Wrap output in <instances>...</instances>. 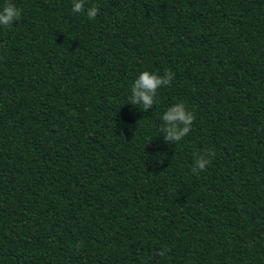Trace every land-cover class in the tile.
Here are the masks:
<instances>
[{
  "label": "trees",
  "instance_id": "1",
  "mask_svg": "<svg viewBox=\"0 0 264 264\" xmlns=\"http://www.w3.org/2000/svg\"><path fill=\"white\" fill-rule=\"evenodd\" d=\"M12 2L0 264H264V0ZM145 70L174 74L148 110L130 102ZM180 102L195 119L169 144Z\"/></svg>",
  "mask_w": 264,
  "mask_h": 264
},
{
  "label": "clouds",
  "instance_id": "2",
  "mask_svg": "<svg viewBox=\"0 0 264 264\" xmlns=\"http://www.w3.org/2000/svg\"><path fill=\"white\" fill-rule=\"evenodd\" d=\"M85 3L86 0H73L72 11L74 13L84 12ZM86 11L89 19H94L99 12V8L96 5H92ZM21 14L22 10L12 0H8L3 8L0 9V25H11L19 19ZM173 75L169 70H166L163 75L148 70L141 72L131 87L130 102L134 106L141 105L143 110L152 108L158 89L161 86L171 84ZM194 119V113L189 111L183 102L169 107L162 116L164 123L161 130L165 134V140L169 144L181 141L191 131ZM214 156V150H205V153L195 160V166L192 171L197 173L198 171L206 170L207 165L210 163L209 158ZM167 251V248L161 249L157 254L163 257Z\"/></svg>",
  "mask_w": 264,
  "mask_h": 264
}]
</instances>
